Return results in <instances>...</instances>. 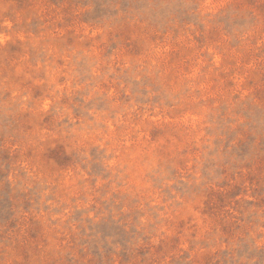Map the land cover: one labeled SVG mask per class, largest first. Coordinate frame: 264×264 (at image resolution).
Here are the masks:
<instances>
[{
    "label": "rangeland",
    "instance_id": "374dc122",
    "mask_svg": "<svg viewBox=\"0 0 264 264\" xmlns=\"http://www.w3.org/2000/svg\"><path fill=\"white\" fill-rule=\"evenodd\" d=\"M0 264H264V0H0Z\"/></svg>",
    "mask_w": 264,
    "mask_h": 264
}]
</instances>
